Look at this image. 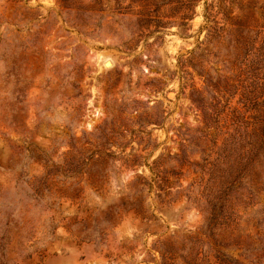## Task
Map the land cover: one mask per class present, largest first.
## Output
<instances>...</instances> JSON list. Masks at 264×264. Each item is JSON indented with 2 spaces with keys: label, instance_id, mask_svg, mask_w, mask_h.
<instances>
[{
  "label": "rangeland",
  "instance_id": "1",
  "mask_svg": "<svg viewBox=\"0 0 264 264\" xmlns=\"http://www.w3.org/2000/svg\"><path fill=\"white\" fill-rule=\"evenodd\" d=\"M219 1L231 18L264 2L0 0V264H182L211 186L204 113L218 104L220 146L233 115L264 111V35L222 72L203 19ZM252 194L233 209L241 243L264 233V165Z\"/></svg>",
  "mask_w": 264,
  "mask_h": 264
},
{
  "label": "trees",
  "instance_id": "2",
  "mask_svg": "<svg viewBox=\"0 0 264 264\" xmlns=\"http://www.w3.org/2000/svg\"><path fill=\"white\" fill-rule=\"evenodd\" d=\"M198 1L186 0L190 10L195 8ZM240 7L239 15L232 18L230 8L227 9L222 1L215 5H206L203 13L204 28L208 33L207 43L218 47L214 54L215 63L220 64L221 71L228 74L232 70L238 71L244 62L250 63V56L243 57L241 53L245 48L252 47L255 42L253 35H264V2L259 7L257 16L253 13V8ZM221 13L224 17L223 27L219 28L215 18ZM219 71H216L215 78L207 74L206 84L212 91L228 94L231 90L229 82L232 78L218 74ZM196 95L199 93L191 92V102L198 109L204 110V105L192 98ZM217 106L216 103L210 115L204 113L205 127L201 132V139L210 142L212 154L215 155L213 161H204L211 172V186L207 187L203 194L206 205L203 212L204 223L200 233L191 238L189 252L182 258V264H244L245 262L264 264V233L262 237L251 243L239 242V236L232 238L233 233L239 230L232 219L233 209L249 197H253L252 192L257 190L259 172L264 165V111H258L257 115L250 116V122L245 121L243 117L240 119L239 116L233 115L232 130L225 133L226 136L218 146L224 127L220 125L222 112L216 110ZM212 125L216 130L214 136L206 132ZM223 168L226 171L225 178L217 177V173ZM204 243L208 249L207 256L201 257L202 252H199L198 247H202ZM232 243H241L238 244L242 246V254L239 256L241 260H232L224 255L223 250L229 249Z\"/></svg>",
  "mask_w": 264,
  "mask_h": 264
}]
</instances>
